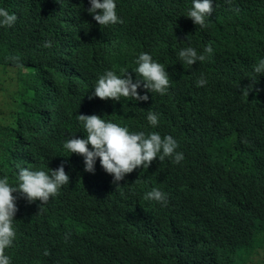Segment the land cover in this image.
Instances as JSON below:
<instances>
[{
	"label": "clouds",
	"instance_id": "1",
	"mask_svg": "<svg viewBox=\"0 0 264 264\" xmlns=\"http://www.w3.org/2000/svg\"><path fill=\"white\" fill-rule=\"evenodd\" d=\"M243 1L81 0L29 80V165L0 174V264H13L24 218L29 264H264V185L242 207L241 171L251 157L264 165V40ZM59 6L50 26L75 0H29V39ZM17 19L0 8V30ZM74 57L103 74L94 81ZM165 176L179 194L169 213Z\"/></svg>",
	"mask_w": 264,
	"mask_h": 264
},
{
	"label": "trees",
	"instance_id": "2",
	"mask_svg": "<svg viewBox=\"0 0 264 264\" xmlns=\"http://www.w3.org/2000/svg\"><path fill=\"white\" fill-rule=\"evenodd\" d=\"M191 1L189 0V2ZM81 6V0H75V9L65 15L64 21L58 26H50L48 20L53 15L58 16L63 13L62 6L48 10L39 23L31 28L35 35L29 39V0H0V8H6L10 14L14 13L18 18L14 28L0 30V92L7 94L6 109L14 111L12 125H7L4 115L0 113V174L12 175L21 164L29 165V118L34 117L31 112L34 105L29 106V80L35 79L40 68L48 69L50 67L45 56L47 48L42 45L46 41L61 40L71 34ZM239 6L242 8V18L245 24L253 30H258L264 40V0L243 1ZM86 17L88 19L87 14ZM233 33V31H225L221 37ZM29 45L31 46L30 53ZM259 53L261 59L264 58V44ZM9 56H19L24 68L15 67L10 60L6 59ZM74 61L82 73L90 72L94 81L98 80L104 72V69L99 70L97 66H93L88 58L82 62L79 58L74 57ZM156 100L154 95H149L148 101ZM236 139L237 132L235 141ZM236 153L249 156L244 147L238 149ZM251 159L253 163L245 161L241 170L243 174L251 175V182L246 184L247 192L242 207L249 203L256 185H264V165L255 157H251ZM170 182L171 176H165L158 183L161 188L173 196L172 203L166 213L177 207L179 197L178 193L172 192L169 187ZM148 211L151 214L159 215L163 208L157 209L150 206ZM161 215L158 216L159 223L163 220ZM18 231L17 243L12 251L13 264H29V218H24L19 223ZM175 264H184V261L178 259Z\"/></svg>",
	"mask_w": 264,
	"mask_h": 264
},
{
	"label": "rangeland",
	"instance_id": "3",
	"mask_svg": "<svg viewBox=\"0 0 264 264\" xmlns=\"http://www.w3.org/2000/svg\"><path fill=\"white\" fill-rule=\"evenodd\" d=\"M6 97V93L0 92V112L6 111ZM256 261H264V252H260V254L256 257Z\"/></svg>",
	"mask_w": 264,
	"mask_h": 264
}]
</instances>
